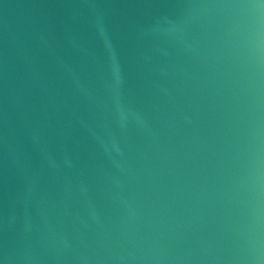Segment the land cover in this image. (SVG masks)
Returning <instances> with one entry per match:
<instances>
[{"label":"water","instance_id":"water-1","mask_svg":"<svg viewBox=\"0 0 264 264\" xmlns=\"http://www.w3.org/2000/svg\"><path fill=\"white\" fill-rule=\"evenodd\" d=\"M0 264H264V0H0Z\"/></svg>","mask_w":264,"mask_h":264}]
</instances>
